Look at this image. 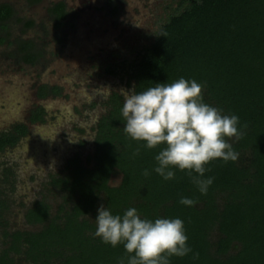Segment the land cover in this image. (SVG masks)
Listing matches in <instances>:
<instances>
[{"label":"trees","instance_id":"obj_1","mask_svg":"<svg viewBox=\"0 0 264 264\" xmlns=\"http://www.w3.org/2000/svg\"><path fill=\"white\" fill-rule=\"evenodd\" d=\"M8 6H0L1 30L14 15ZM49 13L57 19L56 27L66 16L63 3ZM32 25L24 23L25 28ZM22 42L21 60L34 64L41 50ZM106 73L116 74L113 69ZM124 74L137 92L180 78L202 84L205 103L239 118L242 137L228 141L238 159L207 165L204 178H213L207 194L179 170L165 181L154 171L160 149H146L126 137L122 99L112 93L94 127L93 154L84 164L74 156L49 175L45 190L60 197L54 213L43 199L26 209L25 222L39 225L38 230L7 229L8 200L0 189V264H120L122 259L127 264L123 245L113 248L94 235L101 205L113 214L135 208L142 219H181L192 251L171 257L170 264H264V0H179L178 11ZM59 93L57 87L42 85L37 97ZM44 116L37 106L27 123L42 124ZM28 125L16 123L0 132V154L27 136ZM1 174V183H8L9 170ZM117 176L119 183L112 186ZM182 197L196 203L185 206ZM196 253L199 257L193 259Z\"/></svg>","mask_w":264,"mask_h":264},{"label":"rangeland","instance_id":"obj_2","mask_svg":"<svg viewBox=\"0 0 264 264\" xmlns=\"http://www.w3.org/2000/svg\"><path fill=\"white\" fill-rule=\"evenodd\" d=\"M29 2L0 0L15 9L6 29H0V132L27 124L38 105L45 111L44 123L29 125L27 136L0 154V189L8 200L5 218L10 231L40 228L24 219L34 201L43 199L54 213L60 197L45 190L49 175L60 172L74 156L84 164L93 154L94 127L107 110L106 101L117 93L123 103L121 90L132 91L124 72L178 11L179 0ZM59 2L70 15L64 28L55 30L49 9ZM27 20H33L32 27L25 28ZM22 40L41 50L34 64H24L19 56ZM107 69L116 74H107ZM37 85L59 86L61 91L39 101ZM3 169L10 172L8 183H1ZM119 180L113 177L110 184L116 186ZM3 247L0 237V250Z\"/></svg>","mask_w":264,"mask_h":264},{"label":"clouds","instance_id":"obj_3","mask_svg":"<svg viewBox=\"0 0 264 264\" xmlns=\"http://www.w3.org/2000/svg\"><path fill=\"white\" fill-rule=\"evenodd\" d=\"M166 36V33L163 34ZM203 85L195 80L180 78L172 83L137 92L121 90L124 97L123 131L127 138L142 143L146 149L159 148L154 171L165 181L175 178V170L190 177L201 194H207L213 178H204L211 162L219 159L236 161L238 153L228 142L240 139L239 118L203 101ZM140 148L134 155H138ZM195 173V175H194ZM150 173L145 170L143 175ZM185 206L196 201L182 197ZM95 237L115 248L123 245L127 264H170L171 257H184L192 249L188 246L181 219H142L135 208L123 215L113 214L104 205L95 218ZM196 253L193 259H198ZM124 264V260L120 261Z\"/></svg>","mask_w":264,"mask_h":264},{"label":"flooded vegetation","instance_id":"obj_4","mask_svg":"<svg viewBox=\"0 0 264 264\" xmlns=\"http://www.w3.org/2000/svg\"><path fill=\"white\" fill-rule=\"evenodd\" d=\"M34 1H36V0H30V2L29 3H34ZM59 3H62V2H59ZM59 3H56V4H59ZM52 4V6H53V3H51ZM1 5H4V4H0V6ZM7 5H9L10 7H12L13 8V11H14V13H15V9H14V7L11 5V4H7ZM55 5V4H54ZM63 5H64V8H65V13H66V16H65V18L63 19V21H62V24L59 26V27H56V23H57V19L54 17V16H52L51 15V17L50 18H52V20L54 19V22H53V25H55V30H58V29H60V28H64V26H65V24L66 23H68L69 21H68V16L70 15V13H68V11H67V7H66V5L63 3ZM13 17V16H12ZM11 20V19H10ZM9 20V21H10ZM8 21V22H9ZM27 21H33V20H27ZM26 21V22H27ZM1 38V37H0ZM22 41H26V40H22ZM42 85H37V87H36V95L38 94V89L41 87ZM49 87V89H52L53 87H57V88H59V90L61 91V89H60V87L59 86H48ZM60 94V93H59ZM53 97V96H56V95H49V96H47L46 98H42V99H40V98H38L37 96H36V98H37V100H39V101H41V100H46L47 98H49V97ZM38 106H40V105H38ZM37 107V106H36ZM35 107V108H36ZM34 108V109H35ZM34 109H32L31 111H30V113L34 110ZM30 113H29V115H30ZM29 117V116H28ZM38 124V123H37ZM27 125H28V123H27ZM35 125V124H34ZM29 126V125H28ZM30 126H32V125H30ZM25 138V137H24Z\"/></svg>","mask_w":264,"mask_h":264},{"label":"crops","instance_id":"obj_5","mask_svg":"<svg viewBox=\"0 0 264 264\" xmlns=\"http://www.w3.org/2000/svg\"><path fill=\"white\" fill-rule=\"evenodd\" d=\"M38 2H40V0H38V1H37V2H35V3H38ZM51 7H52V5H51ZM32 22H33V21H32ZM33 23H34V22H33ZM32 26H33V25H32ZM32 26H31V27H32ZM29 28H30V27H29Z\"/></svg>","mask_w":264,"mask_h":264}]
</instances>
